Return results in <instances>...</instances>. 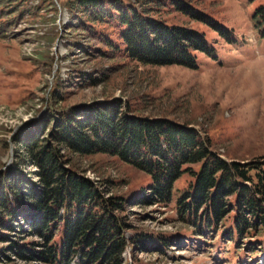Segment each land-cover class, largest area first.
<instances>
[{
    "label": "rangeland",
    "instance_id": "obj_1",
    "mask_svg": "<svg viewBox=\"0 0 264 264\" xmlns=\"http://www.w3.org/2000/svg\"><path fill=\"white\" fill-rule=\"evenodd\" d=\"M118 1L204 33L214 57L197 54L196 70L143 65L103 44L104 37L118 40L115 23L88 31L65 7L68 0H0V174L17 164L14 136L55 106V91L64 97L59 109L121 99L140 116L197 128L224 159L263 157L264 38L253 16L264 0H185L229 29L231 42L177 12L173 0ZM74 162L91 180L108 181L116 196L134 200L151 183L116 157L75 156ZM21 168L36 171L24 161ZM193 181L186 173L175 182L167 206L128 207L133 229L126 234L139 236L141 245H129L126 264H264V237L229 240L233 215L203 236L181 221L177 201Z\"/></svg>",
    "mask_w": 264,
    "mask_h": 264
},
{
    "label": "trees",
    "instance_id": "obj_2",
    "mask_svg": "<svg viewBox=\"0 0 264 264\" xmlns=\"http://www.w3.org/2000/svg\"><path fill=\"white\" fill-rule=\"evenodd\" d=\"M171 4L232 41L231 31L209 14L185 0ZM65 7L88 31L94 24L115 23L118 40L104 37L103 44L143 65L196 70L197 54H215L204 33L170 25L149 9L118 0H68ZM253 20L264 38V6ZM52 96L55 106L64 101L56 91ZM55 106L14 136L17 164L0 174V264H126L129 245H141L139 236L126 234L133 229L128 207L167 206L175 182L186 173L194 181L177 201L181 221L203 236L233 215L229 240L264 237V156L224 159L197 128L140 116L121 99ZM98 154L116 157L147 175L151 183L144 195L134 200L113 195L108 181L91 180L74 162L75 156ZM22 161L36 171L21 168Z\"/></svg>",
    "mask_w": 264,
    "mask_h": 264
}]
</instances>
